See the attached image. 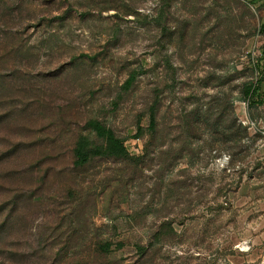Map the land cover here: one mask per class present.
I'll use <instances>...</instances> for the list:
<instances>
[{"label":"rangeland","instance_id":"rangeland-1","mask_svg":"<svg viewBox=\"0 0 264 264\" xmlns=\"http://www.w3.org/2000/svg\"><path fill=\"white\" fill-rule=\"evenodd\" d=\"M263 24L264 0H0V264H264ZM91 120L130 157L76 165Z\"/></svg>","mask_w":264,"mask_h":264},{"label":"trees","instance_id":"trees-1","mask_svg":"<svg viewBox=\"0 0 264 264\" xmlns=\"http://www.w3.org/2000/svg\"><path fill=\"white\" fill-rule=\"evenodd\" d=\"M261 33L264 36V24L261 29ZM264 53V49H263ZM133 78H131L127 84H131ZM260 81L253 82L247 85L244 89V94L247 101H251L253 97H257V102L263 104L264 100L260 98L258 94ZM154 122V121H153ZM88 126L95 133L96 137L102 141V145L94 146L92 141L88 137H82L76 143L74 154L76 158V165L84 166L94 157H115L128 159L130 154L125 146L124 141L119 138L116 133L105 126L103 123L97 120H91Z\"/></svg>","mask_w":264,"mask_h":264}]
</instances>
